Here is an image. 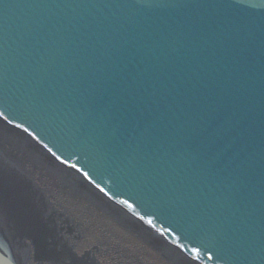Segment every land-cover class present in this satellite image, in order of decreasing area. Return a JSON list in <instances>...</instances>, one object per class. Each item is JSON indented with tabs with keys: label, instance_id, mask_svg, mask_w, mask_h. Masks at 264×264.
Returning <instances> with one entry per match:
<instances>
[{
	"label": "water",
	"instance_id": "obj_1",
	"mask_svg": "<svg viewBox=\"0 0 264 264\" xmlns=\"http://www.w3.org/2000/svg\"><path fill=\"white\" fill-rule=\"evenodd\" d=\"M0 125L189 264H264V0H0ZM5 161L4 216L46 215Z\"/></svg>",
	"mask_w": 264,
	"mask_h": 264
},
{
	"label": "bare ground",
	"instance_id": "obj_2",
	"mask_svg": "<svg viewBox=\"0 0 264 264\" xmlns=\"http://www.w3.org/2000/svg\"><path fill=\"white\" fill-rule=\"evenodd\" d=\"M0 157H2L0 160L1 164L5 163L7 159V162H9L6 163L8 168H10V165L14 166L15 170L19 168L27 175L28 179L26 178V181L22 179L17 181L22 183V194L29 198L31 205H34L38 201L41 202L39 199L40 194L30 185V182L33 183L34 179H37L42 184L50 185L53 194L63 203H67L66 208L75 211L83 210L94 225L103 229L106 228L110 234L113 233L121 242L125 243L126 248L131 249L130 245L135 248L137 247L139 249L137 251L143 252V254L140 253L143 256L137 258L145 259L147 264H189L186 259L160 242L153 234L138 228L122 216V214H119L108 202L90 191L88 186L69 169L61 168L59 165L46 159L41 152L33 147V144L27 138L16 136L8 128H4L1 125ZM96 198L102 201L109 209L115 211L117 215L110 216L106 208L101 206L102 203L98 204L99 201H95ZM0 207V218L2 220L6 219V222L9 223L11 216L6 214L4 216L6 210H3L4 206L1 202ZM96 212L104 213L105 215L99 216ZM10 232L9 238L13 236L12 233H15V231L11 230ZM19 241L20 244L23 242V236ZM17 242L18 240H15L11 245L6 243L5 248L10 251L13 247L18 246ZM126 243L130 245L128 246ZM80 261L77 263L79 264Z\"/></svg>",
	"mask_w": 264,
	"mask_h": 264
},
{
	"label": "flooded vegetation",
	"instance_id": "obj_3",
	"mask_svg": "<svg viewBox=\"0 0 264 264\" xmlns=\"http://www.w3.org/2000/svg\"><path fill=\"white\" fill-rule=\"evenodd\" d=\"M30 185L40 194L39 199L42 201V199L44 198L47 202L49 201L48 203L53 206V208L47 209L45 211L46 215L31 210L27 211V213L24 214L25 220H23L26 225H23V222H21L18 216L11 215L13 218H9V225L7 222L6 228L8 227L7 229L9 230V232L7 233H11V230L15 231V233H12L13 236L11 237V239H13L14 242L15 240H18V246L13 247L10 251H8L5 248V245L2 244L4 235H2L1 233L0 244L6 249L5 252L7 255L5 253L4 254L9 257L15 264L69 263L71 257H64L62 259V257H56L51 253V242L53 241V234H50L48 229L54 228L53 226H56V224L58 223L59 217L57 215V210H60V213H64L62 217H64L65 220H69L70 225L74 224V231L70 233L68 230L69 228H67L66 230H68V232L63 231V235H66L68 237L67 244L65 241L64 243L66 244V246L69 245L68 247L70 248V251L74 250V252H76L78 256L75 257L76 259H82V257H90L95 260L94 264H147V261L145 259L137 258L136 254L133 253V248L135 247H132L131 245L129 246V244L128 246L131 248V253H129L126 249L124 253L121 245H118L116 244L117 242H113L109 239L110 236L113 235V233L110 234L106 228L103 229L99 226L94 225V223L89 220L87 214L83 210L75 211L70 208H66L67 203H63L53 194L52 187L50 185L42 184L37 181V179H34L33 183L30 182ZM95 201H99L98 204L102 203L101 206L106 208L109 213L110 211H112L113 213H115V215H117L115 211L109 209L98 198H96ZM96 213H98L99 216L105 215L104 213ZM112 215L113 214L110 213V216ZM3 221L5 223L6 219H3ZM37 224H40V226L44 228V231L41 234H38V231L35 232L33 230V226ZM29 226L32 230V233L29 232L31 231L29 229ZM23 230H25V233H23ZM19 235L21 236L19 237ZM22 236L23 242H21L20 244L19 240ZM40 236L46 240L44 245L47 246V249L42 248V238ZM73 242L75 244H73ZM98 245L101 246L99 250L96 249V246ZM17 251L19 253L16 254L15 252ZM40 253H42V255H40ZM90 258H87L88 262L86 263L90 264V262H92ZM59 259H61V262L59 261ZM53 260L55 261L52 263ZM74 261L79 262L80 260Z\"/></svg>",
	"mask_w": 264,
	"mask_h": 264
},
{
	"label": "rangeland",
	"instance_id": "obj_4",
	"mask_svg": "<svg viewBox=\"0 0 264 264\" xmlns=\"http://www.w3.org/2000/svg\"><path fill=\"white\" fill-rule=\"evenodd\" d=\"M49 202V201H48ZM110 211V210H109ZM110 213H112L113 215H115V213H113L112 211H110ZM119 238H121L120 236H118ZM111 241H113V242H117L116 244H118V245H121V247H122V250H124L123 252L125 253V249L129 252V253H131V251H130V249L129 248H126L127 246L125 245V243L124 242H121L114 234L113 235H111L110 236V238H109ZM121 239H123V238H121ZM124 240V239H123ZM127 245L129 244V243H126ZM130 245V244H129ZM122 250H120V251H122ZM137 250H139L137 247L135 248V250L133 249V253H135L136 254V256L137 257H142L141 256V254H143V252H141V251H137ZM141 253V254H140ZM126 254H127V252H126Z\"/></svg>",
	"mask_w": 264,
	"mask_h": 264
},
{
	"label": "snow or ice",
	"instance_id": "obj_5",
	"mask_svg": "<svg viewBox=\"0 0 264 264\" xmlns=\"http://www.w3.org/2000/svg\"><path fill=\"white\" fill-rule=\"evenodd\" d=\"M85 175H87V174H85ZM151 221H149V223H150Z\"/></svg>",
	"mask_w": 264,
	"mask_h": 264
}]
</instances>
